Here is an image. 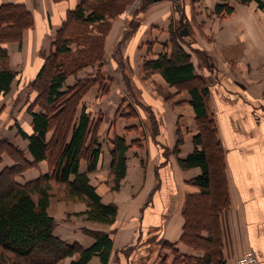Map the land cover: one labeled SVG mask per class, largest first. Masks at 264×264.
<instances>
[{
  "label": "crops",
  "instance_id": "obj_1",
  "mask_svg": "<svg viewBox=\"0 0 264 264\" xmlns=\"http://www.w3.org/2000/svg\"><path fill=\"white\" fill-rule=\"evenodd\" d=\"M206 1L212 2L213 8L219 3V0ZM261 1L263 8L259 7L254 0L247 3L228 0L227 3L232 7L230 13L220 12L214 13V17L211 16V18L205 15L201 17L204 19V30L203 33L196 30L192 32L195 43L192 42L191 36L189 39L188 34L185 35L187 36L184 39L185 42L187 40L189 45L190 42L193 43V47L187 48L185 42L180 41L186 52L190 54L195 73L212 81L208 85V104L214 112L217 135L223 148L229 196V205L222 209L220 214L225 264H235L236 258L247 249H252L260 264H264V0ZM79 2L80 0L60 2L0 0V4H25L34 16V27L30 30L31 37H38V39L43 38V33L47 28L44 21L54 23L55 29H57V23L62 21L65 11ZM159 21L163 24V21L157 20L155 23L158 26H160ZM146 33L150 34V32ZM28 34L29 31H24L26 40ZM144 34L141 33L140 36L135 34L121 43L122 53L128 56L132 69L137 68L138 55L143 54L145 49L147 50V45H150L149 54L152 59L165 52L163 45L168 42V33L160 37L153 34L146 37ZM116 35L114 30L110 31L105 44L106 50L111 48ZM37 42L39 43V41ZM19 47L22 48L21 56H23V52L26 53L24 61L27 62L28 70L38 69L34 63L35 60L27 61V46H23L22 43L21 46L17 43L8 44V53L11 55L10 66L13 68L17 65L14 56L19 53ZM196 48L203 49L208 53V57L204 56L206 62L208 63V60L211 59L216 70L213 69L212 64H207L209 67L207 70L197 67L200 61L194 62L190 52L195 51ZM120 59L122 61L123 57ZM118 63L119 59L113 58L112 60L110 56L105 55L101 70L111 79L117 78L114 70ZM89 70L93 71L90 68L85 74L77 77L79 79L86 77ZM16 81L15 77L6 95L11 92ZM156 82L162 89L165 88L171 95L174 94V98L165 101H163L164 99L160 100L164 96L160 95V92L159 94L153 93V97H150L149 101L157 104L154 106L161 117L159 118L161 138L157 143L152 141L148 132L143 131L144 126L140 123L139 117L134 116V118L126 119L123 117L126 111H122V108L119 112L120 116L115 117L119 100L110 101L103 109V116L109 117L110 120L107 121V126L102 132L105 138L103 141L99 139L102 144V154L98 166L103 169L110 167V152L115 136L125 137L128 145L125 153L124 186L119 193L106 195L101 199L104 204H108L110 201L116 203L115 221L111 225L94 222L60 224L54 230V234L67 243H78L82 247H90L94 243V239L84 230L104 232L111 236L112 253L115 250L121 251L133 247L132 245H135L138 250V248L148 245L152 237L158 236L166 242L174 243V247L182 254L202 255V252L179 241L184 222L182 209L186 195L196 191V188L188 181L200 174V168L183 169L177 161L176 154H168L166 157L163 153L164 150L162 151L160 147L161 144L164 149L172 150L177 137L175 124H179L183 132V141L179 146L177 157L185 158L193 151V136L198 132L193 127L194 110L189 103L190 95L187 91L177 93L176 88L170 86L162 77H158ZM66 83H69L68 79H66ZM123 88L120 92L123 91ZM21 95L22 93L18 97L20 98ZM138 106L137 104L135 109L137 116ZM153 113L154 117L158 119L157 113L155 111ZM17 115L14 111L11 115L8 113V116L2 121L0 129H4L6 124L11 123V119H13L12 121L19 120ZM29 116L32 120L30 114ZM2 138L9 140L21 149L26 147L22 138L16 137L14 133L3 135ZM104 140L105 146L103 145ZM26 154L27 158L31 159L30 154ZM12 163L10 159L2 155L0 170L11 166ZM47 170L43 161H40L36 169L26 170L16 180L19 183H24L37 178L39 174L46 173ZM79 170L80 172L86 171V164L80 163ZM154 229L157 232H150ZM138 237L142 238L139 243H136ZM157 242L158 240L155 243ZM116 257L120 263L126 264L122 254ZM110 258L107 264H111ZM72 259L67 258L66 264H69ZM138 259L144 260L141 263L153 260L147 254ZM172 259L169 258L168 261ZM87 264L102 263L100 258L94 255Z\"/></svg>",
  "mask_w": 264,
  "mask_h": 264
},
{
  "label": "trees",
  "instance_id": "obj_2",
  "mask_svg": "<svg viewBox=\"0 0 264 264\" xmlns=\"http://www.w3.org/2000/svg\"><path fill=\"white\" fill-rule=\"evenodd\" d=\"M88 1L96 2V5L88 4L86 8L83 4L85 0H82L73 10V18L84 22L90 31L105 21L111 11L107 10L108 6L116 7L114 13H118L120 6L124 4V0H117V4L115 1L112 3L113 0ZM173 1L176 6L182 2ZM227 1L219 0L214 12L230 13L232 7ZM235 1L247 3L251 0ZM254 1L263 8L261 0ZM92 6L96 7L86 14V9ZM33 23L32 14L24 3L0 4L2 95L9 92L11 82L16 77V73L8 66L4 43L20 41L23 30L32 27ZM180 28L177 27L169 33L168 42L163 45L165 52L147 60L144 67L159 73L170 86L176 88L177 93L187 91L190 95L189 103L194 110L195 121L198 122V132L193 136V151L177 161L183 169L199 167L200 174L188 181L196 191L186 195L182 209L184 222L179 241L202 252V255L178 254L174 243L166 242L173 249V259L168 261L167 256H160L156 263L149 264H225L219 219L222 209L229 205L223 148L217 136L213 112L208 104L207 81L195 73L190 54L180 44ZM93 39L96 45L100 44V41L92 36V42ZM69 40L70 37H63L56 41L53 51L41 63L31 80L40 82L46 78L44 89L41 88L37 95L41 94V102L49 108L48 111L46 109L35 112L32 108L29 110L32 118L30 130L17 126V133L28 142L27 153L31 159L27 158L25 151L3 139L10 152L5 150L14 156L15 160L11 166L0 170V264H62L65 258L74 255L77 257L69 264H87L94 255L100 258L102 264H107L111 254L110 234L86 230L85 233L94 239L90 247L67 243L54 234L56 223L47 211L48 190L50 182L53 181L63 184L71 199L85 202V215L91 222L111 225L117 212L114 204H104L101 201L100 195L90 183L87 171L97 168L102 154L101 143L97 136L98 124L92 127L90 112L85 111V107L80 103L81 96L89 86L97 83L103 90L109 89L111 78L101 70L102 49L82 52L78 48L81 52L75 55L77 51L72 50ZM55 59L56 63L52 61ZM49 60L51 62L48 63ZM97 61L99 64H96ZM87 66L95 67L94 72L86 78L78 79L73 86L64 90L67 77L76 75ZM37 95L33 98L34 105L40 100ZM79 104L81 108L77 115ZM151 121V124H155L157 119L151 115ZM182 141L179 136L174 147L176 152L179 151ZM127 147L125 137L113 138L110 170L116 184L125 175ZM82 159L87 162L86 172L79 170ZM42 160L50 163V171L24 183L16 180L28 167H35Z\"/></svg>",
  "mask_w": 264,
  "mask_h": 264
},
{
  "label": "rangeland",
  "instance_id": "obj_3",
  "mask_svg": "<svg viewBox=\"0 0 264 264\" xmlns=\"http://www.w3.org/2000/svg\"><path fill=\"white\" fill-rule=\"evenodd\" d=\"M53 2H60L54 1ZM117 4V0H113L112 3ZM120 1V0H119ZM130 1V2H127ZM124 0V4L120 6V11L118 13H114V10L116 7L108 6L107 10H111L108 12L107 18L103 23H100L95 30L90 31L88 29V26L81 21H77L73 18V10L77 7L78 4H75L71 6L69 9H67L64 13V16H62V21L57 23V29L56 25L54 23H50V21L47 23L44 21L45 24H47V28L43 33V38L38 37H31L32 32H30L31 29L34 27V23L32 27L26 28L22 32V38L20 41H9L4 43L5 49L8 54V66H10V57L11 55L8 53V44L9 43H17L19 46H21V43L27 46V61L31 62L34 61L36 63V67L38 66V69L41 65V63L48 57L49 54L54 49V46L56 44L57 40H61L63 37H70L69 43L72 47V50L77 51L75 55H78L79 52H86V51H97V49H102V64L105 60V55L110 56V58L113 60V58L119 59V63L116 65V69L114 70L116 72L117 78L111 79L109 82V89L103 90V88L99 84H94L92 86H89L86 90V92L81 96L80 103L81 106H84L85 111L90 112V119L92 122V127L95 126V124H98V140L100 139L103 141L104 134H102L103 130H105V126H107V121L110 120L109 117L103 116V109L106 107V104L110 101H117L118 107L116 110L115 117L120 116L119 112L122 108V111H126L124 113V116L126 119L139 117L140 123L144 126L143 131L148 132V134L151 135V139L153 142H156L160 140V119L158 115V111L155 108L154 105H157L156 103L150 102V97H153V93L160 92V95L163 94L162 99L160 100H169L170 98H174L171 96L170 92L167 89H162L160 85L157 84V78L161 77V75L157 72L147 70L144 65L147 60H151V55L149 54L150 51V45H147V50L145 49V52L143 54L138 55L137 59V68L132 69L130 68V63L128 56L123 55L121 43H123L128 37H132L133 35H141V33H145L144 35L147 37H150L149 35H158L157 37L167 35L169 37V33L172 30H176L177 27H181L180 30L183 27H187L188 29V35L189 39L191 36V40L193 43L194 38L192 37V32L198 31L203 33V18L202 16H209L208 18H211L213 16L214 8L212 6V2H207L206 0H182V2L179 4V6H176L173 0H156L151 1L150 0ZM146 1V2H145ZM149 1V2H148ZM148 2V3H147ZM86 8H88V4H94L96 5V2H89L88 0H85L83 3ZM96 6H92L89 9H86L85 13H89L91 9H94ZM96 9V8H95ZM98 10V9H97ZM35 11V9H33ZM31 12V11H30ZM33 21L34 16L31 12ZM216 15V14H215ZM218 16V15H216ZM215 16V17H216ZM214 17V16H213ZM46 17L44 16V20ZM161 20L163 21V24L159 21L160 26L156 25L155 21ZM49 25V27H48ZM46 26V25H45ZM29 31L27 40L24 36V31ZM114 30V33H116V37L113 39V43L110 49L106 50V41L108 38V35L110 34V31ZM179 30V31H180ZM206 30V28H205ZM88 31V32H86ZM95 32V33H94ZM146 32H150L149 35H147ZM34 33V32H33ZM86 33V34H85ZM102 33V34H101ZM101 34V35H100ZM92 36L93 38H97L100 41L99 45L95 44V40L93 39L92 42ZM187 36L182 37L181 42L183 39H185ZM24 37V38H23ZM39 41V43L37 42ZM193 43L190 45L187 44V40L185 44L189 47H193ZM164 44V43H163ZM83 46V47H82ZM78 48L81 51H78ZM191 49V48H190ZM190 51L189 49H187ZM194 51V50H193ZM190 51L193 57V61H200L199 64H197V67L200 69L203 67V69L207 70V64H212L213 69L216 70V66L213 63H211V59L208 60V63L206 62L205 57H208V53H206L203 49L196 48V50L193 52ZM22 48L19 47V53L15 55V61L17 62V65L13 68L11 67V70L16 73V84L12 88L11 92L8 95H0V125L2 124V121L8 116V113L11 115L14 111L17 115L18 119H11V123L5 125L4 129H0V152L2 155H5L8 159H10L13 163L15 159L14 156H11L7 153L5 149L9 151V148L4 142L3 135H12L13 133L16 135V137H19L20 135L17 133V126H21L25 130H30V116H29V110L32 108L33 111H44L48 107L44 106L41 102V94L37 95L38 92H40V89H44V86L46 84V78L42 81L37 82H31L33 77L35 76V72H37L38 69H33V71H29L27 62L25 63V56L26 53L23 52V56H21ZM196 55V57H195ZM207 55V56H206ZM205 56V57H204ZM65 57V56H64ZM120 57H123L122 61ZM54 63H56V59L52 60ZM140 63H139V62ZM51 62L50 60L48 63ZM126 62V64H125ZM221 62V61H220ZM206 63V64H205ZM96 64H99L98 61ZM89 70V73H87V76L92 74L94 72V68L92 66H87L80 70L76 75H70L67 77L69 83H64L63 89L65 90L69 86H73L76 81L79 79L77 76H80L81 74H85V72ZM52 69V68H51ZM50 69V71H51ZM202 70V69H201ZM34 73V74H33ZM50 74L51 72L48 71ZM202 76V75H201ZM78 79H77V78ZM204 77V76H203ZM215 77V75H214ZM86 78V77H84ZM205 78V77H204ZM216 78V77H215ZM206 79V78H205ZM207 84L209 85L210 82H212L210 79H206ZM134 83V84H133ZM39 84V85H38ZM124 87V88H123ZM209 87V86H208ZM123 88V91L120 92V90ZM22 93L21 99L18 97L19 94ZM35 94L39 97V102L36 103V105L33 104V98H35ZM159 95V96H160ZM170 95V97H169ZM167 96V97H166ZM166 97V98H163ZM141 101H139L138 100ZM142 100H141V99ZM6 103V104H4ZM139 105V111L138 116L136 113V105ZM80 104L77 107V115L80 113ZM212 111V109L210 108ZM156 112L158 115L157 123L151 124V115L154 116L153 112ZM213 112V111H212ZM135 113V115H133ZM151 114V115H150ZM214 115V112H213ZM143 116V117H142ZM114 117V119H115ZM23 118V119H22ZM215 119V115H214ZM216 122V119H215ZM202 125V123H201ZM175 133H176V140L179 136H181L183 140V132L181 130V127L179 124H175ZM193 127L195 130H198V122L194 120ZM218 133V131H217ZM218 136V135H217ZM21 137V136H20ZM49 137V136H48ZM22 138L23 144H26V147L24 149H21L27 153V140ZM20 139V138H19ZM99 140V141H100ZM101 143V142H100ZM106 144L105 140L103 142V145ZM105 146V145H104ZM101 152H102V144L100 145ZM160 147L162 148V151L164 150V155L167 157L169 154H176V158L178 160V154L179 152L174 150L175 145L173 146L171 151H168L167 148L164 149V147L160 144ZM168 151V152H167ZM10 152V151H9ZM165 157V158H166ZM43 163L47 167V172L50 171V163L47 160H42ZM2 163V159L0 164ZM12 163V164H13ZM80 163L86 164V171H87V162L85 159H82ZM126 164V162H125ZM38 167V164L35 167H28V169H36ZM25 170V171H26ZM24 171V172H25ZM84 171V172H86ZM126 171V170H125ZM46 172V173H47ZM89 173V180L90 183L95 187L97 193L100 195L101 199L110 194H116L119 193L120 190H122L124 183L123 178L120 180L118 184L114 181V176L111 173L110 167L108 169H103L100 166H97V168L93 171H87ZM45 174V173H42ZM42 174H39L42 175ZM50 189L48 190V206L47 211L49 207V212L51 216L54 218V221L56 223V227H58L60 224H74V223H90L85 215V210L87 209V206L84 201L82 200H75L71 199L69 195L67 194L66 188L61 183H56L51 181L50 182ZM108 204H114L117 208V205L115 202L110 201ZM221 214V212H220ZM220 219V218H219ZM92 223V222H91ZM109 225V224H108ZM56 229V228H55ZM84 229V228H83ZM82 229V230H83ZM152 231H156L151 230ZM85 232V230H84ZM157 232V231H156ZM88 235V234H87ZM142 237H138L136 239V243H139ZM161 237L154 236L149 240V244L145 245L144 247L138 248L136 250V246L132 245L133 247H128L127 249L115 250L112 251L110 261L111 264H122L120 261L117 260V255L120 254L123 255V258L125 259L126 264H142L141 262L144 260H140L138 258H141V256L147 254V256H151L153 259L149 263H156L160 256H167V258H173L172 248L168 246L166 241L163 239H160ZM158 240L157 243H155ZM156 245H154V244ZM131 246V245H130ZM190 247V246H189ZM192 248V247H191ZM177 250V248H175ZM194 249V248H193ZM196 250V249H194ZM159 251V252H158ZM163 251V252H161ZM198 251V250H197ZM168 253V254H167ZM177 253L180 254V252L177 250ZM13 257V256H12ZM77 256L74 255L72 257H67L69 259L76 258ZM14 258V257H13ZM65 258L62 262V264H66ZM118 261V262H116ZM146 263V262H144ZM10 264V263H9Z\"/></svg>",
  "mask_w": 264,
  "mask_h": 264
},
{
  "label": "built area",
  "instance_id": "obj_4",
  "mask_svg": "<svg viewBox=\"0 0 264 264\" xmlns=\"http://www.w3.org/2000/svg\"><path fill=\"white\" fill-rule=\"evenodd\" d=\"M235 264H260V261L252 249H247L236 258Z\"/></svg>",
  "mask_w": 264,
  "mask_h": 264
},
{
  "label": "water",
  "instance_id": "obj_5",
  "mask_svg": "<svg viewBox=\"0 0 264 264\" xmlns=\"http://www.w3.org/2000/svg\"><path fill=\"white\" fill-rule=\"evenodd\" d=\"M153 1H156V0H153ZM179 34H180L181 37L187 35V34H188V29H187V27H186V26L183 27V28L179 31Z\"/></svg>",
  "mask_w": 264,
  "mask_h": 264
}]
</instances>
